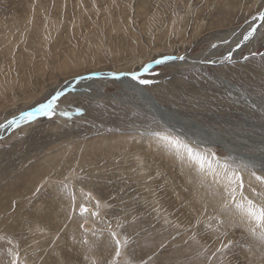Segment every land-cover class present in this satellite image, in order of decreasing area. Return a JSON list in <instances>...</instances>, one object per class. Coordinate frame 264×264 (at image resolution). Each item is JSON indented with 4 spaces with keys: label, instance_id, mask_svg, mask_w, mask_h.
Segmentation results:
<instances>
[{
    "label": "rangeland",
    "instance_id": "374dc122",
    "mask_svg": "<svg viewBox=\"0 0 264 264\" xmlns=\"http://www.w3.org/2000/svg\"><path fill=\"white\" fill-rule=\"evenodd\" d=\"M259 11L264 0H0V125L35 110L68 82H83L59 95L51 118L37 115L0 137V264H10V251L16 250L23 264H264V243L241 222L223 182L202 176L163 142L154 147L158 135L177 136L168 132L167 121L134 106L143 104L140 94L119 79L132 74L148 80L143 86L161 107L187 119H179L181 129L201 128L191 129L195 136L212 129L207 139H223V144L206 148L204 142L178 138L215 153L221 163H246L241 173L245 195L264 202L251 192L264 193V185L251 175L264 176V27L236 55V44L214 49L225 46L224 37L233 31L231 40L240 45ZM158 18L165 31L149 36L144 25L156 27ZM100 33L104 42L97 38ZM87 40L90 52L69 51L77 61L57 67L56 53L79 49ZM101 41L102 62L94 57ZM229 53L230 61L224 59ZM188 57L198 62L178 66ZM99 85L104 97L98 96ZM81 206L91 211L81 215ZM110 232L122 243L128 240L119 258Z\"/></svg>",
    "mask_w": 264,
    "mask_h": 264
},
{
    "label": "snow or ice",
    "instance_id": "6c2138e0",
    "mask_svg": "<svg viewBox=\"0 0 264 264\" xmlns=\"http://www.w3.org/2000/svg\"><path fill=\"white\" fill-rule=\"evenodd\" d=\"M255 22V23H252ZM264 27V11H259L257 14L251 17V22H249V28L243 36V41L247 42L251 38L255 36L258 28ZM216 45H213L215 47ZM240 45L238 44L237 47ZM255 55V53H253ZM168 59H174L169 57ZM179 59L183 60L184 57H179ZM225 60L230 61L232 59L231 53H229ZM247 59V57H245ZM164 61L158 60L156 63H163ZM215 63V61H212ZM133 79H139L141 84H148L149 81L145 79H140L139 77L133 75ZM59 93L53 98L49 99L46 103L39 105L33 111H26L19 115L18 118H13L7 121V123L0 125V128H8V127H19L21 124L31 123L34 121L37 115H43L51 118L55 114V104L57 99L59 98ZM62 115H66V113H62ZM158 142H163L164 146L177 154L182 162H187L191 166H195L199 173L202 176L211 175L214 178V182L220 183L223 182V187L225 190L226 196L229 198V203L234 204V207L241 219V222L246 223L249 226V231L257 236L261 243H264V202L256 203L253 199H249L248 196L245 195L244 192V180L242 178V171L248 169V165L246 163L241 162L237 166H233L228 161H224L221 163L220 158L215 155L213 152H204L199 150L198 148H194L187 141L181 140L178 137H172L170 135L159 136L157 137ZM251 175L258 181L261 185H264V176L257 175L254 171ZM222 177L221 180H216L215 178ZM65 187H67L65 185ZM251 192L254 196L261 198L264 200V193L257 192L255 188L251 189ZM71 194V193H70ZM72 195L73 202L75 201V195ZM91 197V194H87ZM228 205L226 204L225 207ZM100 207L99 201H96L97 210ZM88 212V208L85 206H81L80 213L81 215ZM94 215H98L99 212L93 213ZM223 223V221H221ZM257 229H260L259 233H257ZM110 235L115 244V257L119 258L121 255V249L124 245L128 243L127 238H124L123 243L118 238L117 233L110 232ZM11 243V241H9ZM86 243V241H85ZM229 244H223L219 251H223L225 248H228ZM18 249V246H16ZM12 255V261L10 264H23L21 260L19 251H10ZM113 264H118V260L113 261Z\"/></svg>",
    "mask_w": 264,
    "mask_h": 264
},
{
    "label": "bare ground",
    "instance_id": "6f19581e",
    "mask_svg": "<svg viewBox=\"0 0 264 264\" xmlns=\"http://www.w3.org/2000/svg\"><path fill=\"white\" fill-rule=\"evenodd\" d=\"M159 1V0H158ZM238 1V0H237ZM38 2V1H37ZM26 3V2H25ZM102 3V2H101ZM69 4V3H68ZM175 4V3H174ZM184 4V3H183ZM39 5V4H38ZM37 5V6H38ZM130 5H131V3H130ZM129 5V6H130ZM148 5V4H147ZM33 6V5H32ZM41 6H42V4H41ZM116 6V5H115ZM151 6H153V5H151ZM40 7V6H39ZM131 7V6H130ZM133 7V6H132ZM172 7V6H171ZM192 7V6H191ZM29 8V7H28ZM32 8V7H31ZM42 8H43V6H42ZM41 8V9H42ZM156 8V7H155ZM69 9V8H68ZM21 10V9H20ZM30 10V9H29ZM28 10V11H29ZM131 10V9H130ZM140 10V9H139ZM139 10H136V11H139ZM147 10H149V9H147ZM151 10V9H150ZM68 11V10H67ZM113 11V10H112ZM126 11V10H125ZM167 11V10H166ZM104 12V11H103ZM149 12V11H148ZM35 13H36V11H35ZM34 13V14H35ZM40 13V12H39ZM43 13H44V11H43ZM114 13V12H113ZM130 13V12H129ZM144 13V12H143ZM151 13V12H150ZM137 13H135V15H136ZM139 14V13H138ZM141 14H142V12H141ZM145 14V13H144ZM147 14V13H146ZM73 16V15H72ZM148 16V15H147ZM28 17H29V15H28ZM46 17V16H45ZM132 17V16H131ZM24 19V18H23ZM64 19H65V17H64ZM128 19V18H127ZM39 20V19H38ZM110 20V19H109ZM112 20H114L113 18H112ZM26 21V20H25ZM35 21V20H34ZM37 21V20H36ZM170 21L171 22H173V20L172 19H170ZM193 21V20H192ZM6 22V21H5ZM22 22V21H21ZM31 22V21H30ZM161 22V18H158V20H157V23H156V27L152 24V23H146L145 25H144V32H146L149 36L150 35H154L157 31H158V29H159V31H160V33L161 32H164L165 30L164 29H162L164 26H163V24H160L159 25V23ZM4 23V22H3ZM25 23V22H24ZM27 23V22H26ZM255 23V22H254ZM28 24V23H27ZM125 24V23H124ZM138 24V23H137ZM140 24V23H139ZM174 24V23H173ZM22 25V24H21ZM126 25V24H125ZM135 25H136V23H135ZM30 26V25H29ZM107 26H109V25H107ZM121 26H122V24H121ZM172 26V25H171ZM6 27V26H5ZM4 27V28H5ZM90 27V26H89ZM29 28V27H28ZM51 28V27H50ZM49 28V29H50ZM84 28V27H83ZM101 28V27H100ZM122 28V27H121ZM125 28V27H124ZM134 28V27H133ZM16 29V28H15ZM69 29H71V28H69ZM118 29H120V28H118ZM129 29L131 30V28L129 27ZM80 30V29H79ZM86 30V29H85ZM97 30V29H96ZM105 30V29H104ZM121 30H123V29H121ZM121 30H119V31H121ZM127 30V29H126ZM129 30V31H130ZM135 30V29H134ZM170 30V29H169ZM12 31V30H11ZM22 31V30H21ZM60 31V30H59ZM79 32V31H78ZM101 32V31H100ZM111 32H113V31H111ZM53 33V32H52ZM51 33V34H52ZM97 33V32H96ZM122 33H123V31H122ZM235 33H236V31H233V32H229V33H225L226 34V36L224 37V39H223V41L226 43V45L225 46H223V44H218L217 46H216V48H214V49H217L218 51L221 49V48H223V47H227V46H232V45H234V44H236V46L234 47V50H233V53L232 54H234V55H236V54H238L239 52H241V49L244 47V48H247V43H249V41L246 43V42H244V41H242V43H240V46H239V48L237 47V45L239 44V42H238V40H231V38H232V35H235ZM20 34V33H19ZM40 34V33H39ZM101 34V37L100 36H97L98 34H96V36H97V38H99V39H101L102 41H103V39H104V35L102 34V33H100ZM114 34V33H113ZM20 35H22V34H20ZM50 35V34H49ZM116 35V34H115ZM125 35V34H124ZM129 35H130V33H129ZM129 35H127V36H129ZM142 35V34H141ZM72 36V35H71ZM75 36V35H74ZM132 36H135V38L136 37H138V34H136V35H133L132 34ZM178 36V35H177ZM259 36H260V33L259 32H257L256 34H255V36L254 37H256V39L257 38H259ZM20 37V36H19ZM44 38H45V35L43 36ZM42 37V38H43ZM51 37H52V35H51ZM73 37V36H72ZM78 37V36H77ZM125 37V36H124ZM253 37V38H254ZM46 38H48V37H46ZM50 38V37H49ZM48 38V39H49ZM54 38V37H53ZM65 38V37H64ZM133 38V37H132ZM143 38V37H142ZM253 38H251L250 40V44L251 43H254L253 42ZM6 39V38H5ZM52 39V38H51ZM66 39V38H65ZM71 39V38H70ZM77 39H79V38H77ZM119 39V38H118ZM118 39L116 38V40L118 41ZM127 39H128V37H127ZM47 40V39H46ZM115 40V41H116ZM132 40V39H131ZM136 40V39H135ZM138 40V39H137ZM222 40V39H221ZM220 40V41H221ZM41 41V40H40ZM42 41L44 42L45 40L44 39H42ZM41 41V42H42ZM61 41H62V39H61ZM84 41V40H83ZM101 41V43H96V46H97V49H96V52H95V55H94V57L96 56V58L98 59V60H101V59H103V55H102V46H101V44L104 42H102ZM125 41V40H124ZM133 41V40H132ZM161 41V40H160ZM49 42H51V40L49 41ZM88 44H80L79 45V49H78V47L76 48H72V50H71V47H66V48H68L67 50H64V51H59L58 52V54L56 53H54L55 54V56L57 57H59L60 56V59H58V58H55V60H57L58 59V64H57V67H58V65H60V66H62V67H67V66H69L70 64H73V62L76 60L77 61V57H75L74 55H73V57H72V55H71V53L69 54V51L70 52H73V54H75V55H77V53H80L79 51L80 50H82V49H86L85 51H84V53L85 54H87L86 53V51H88V52H90V50H91V46H92V41H89V40H87L86 41ZM125 42H127V40L125 41ZM133 42H135V41H133ZM218 42V41H217ZM227 42H229V43H227ZM26 43V42H25ZM24 43V44H25ZM47 43V42H46ZM73 43H74V41H73ZM94 43V42H93ZM119 43H121V42H119ZM224 43V44H225ZM10 44V43H9ZM35 44V43H34ZM48 44V43H47ZM47 44H46V46H47ZM70 44H72V43H70ZM77 44V43H76ZM75 44V45H76ZM141 44H143V43H141ZM156 44V43H155ZM182 44V43H181ZM95 45V44H94ZM46 46H44V48H46ZM55 46V45H54ZM103 46H104V44H103ZM250 45H248V47H249ZM25 47V46H24ZM39 47V46H38ZM53 47V46H52ZM52 47H51V49H52ZM134 47V46H133ZM5 48V47H4ZM48 48V47H47ZM95 48V47H94ZM54 49V48H53ZM57 49V48H56ZM134 49V48H133ZM31 50V49H30ZM42 50V49H41ZM62 50V49H61ZM136 50V49H135ZM50 51V50H49ZM52 51V50H51ZM55 51H57V50H55ZM77 51V52H76ZM114 51H115V49H114ZM180 51V50H179ZM36 52V51H35ZM83 52V51H82ZM117 52H118V50H117ZM217 51H215L214 53H216ZM115 53V55H114V57L115 58H118V59H120L121 57H120V55L118 54V53H116V52H113V54ZM37 54V53H36ZM47 54H49V53H47ZM46 55V54H45ZM84 55V54H83ZM33 55H31V57H32ZM82 56V55H81ZM150 56V55H149ZM42 57V56H41ZM47 57V56H46ZM51 57V56H50ZM88 57V56H87ZM87 57H85V58H87ZM127 57V56H126ZM140 57V56H139ZM44 58V57H43ZM89 58H90V56H89ZM114 58V59H115ZM198 58H202V56L200 57H198ZM232 58H234V57H232ZM32 59V58H31ZM38 59V58H37ZM47 59V58H46ZM49 59V58H48ZM79 59H81V57L79 58ZM118 59H116V60H118ZM143 59V58H142ZM25 60V59H24ZM45 60V59H44ZM49 60H51V59H49ZM54 60V61H55ZM87 60V59H86ZM97 61V60H96ZM103 60H101V62H102ZM44 62V66H45V63H46V60L45 61H43ZM198 61H195V59L193 58V57H188V60H185V61H183L182 63H178V66H192V65H195V63H197ZM49 63H51V62H49ZM77 63V62H76ZM83 63H85V62H83ZM88 63H90V62H88ZM87 63V64H88ZM94 63H95V61H94ZM176 63V62H175ZM206 63V62H205ZM99 64V63H98ZM101 64V63H100ZM76 65V64H75ZM79 65V64H78ZM175 65V64H174ZM44 66L43 67H41L40 66V68H44ZM93 66H94V64H93ZM122 66V65H121ZM173 66V65H172ZM80 67V66H79ZM85 67V66H84ZM3 68V67H2ZM30 68V67H29ZM31 68H33V67H31ZM76 66H75V70H76ZM60 69V68H59ZM78 69V68H77ZM84 69V68H83ZM135 69V68H134ZM58 70V69H57ZM70 70V69H69ZM81 70V69H80ZM95 70V69H94ZM43 71V70H42ZM130 71V70H129ZM44 72V71H43ZM66 72V71H65ZM70 73V72H69ZM67 74V73H66ZM129 74V73H128ZM127 74V75H128ZM38 75V74H37ZM119 74L117 73V76H118ZM130 76H121V77H119V79L121 80V82H120V85L121 86H124V88H129V89H131V90H133V91H135V92H137L138 94H140L139 95V98L142 100V105H134V106H136L138 109H142V110H145V111H147V112H149V114H151L155 119H157V120H160V121H167L168 123L167 124H169L171 127V130L170 131H168L169 133H172V134H174V135H176L177 137H180V138H183V139H185V140H187L188 142H190V141H193V142H200V143H203V146L204 147H206V148H208V147H214L215 145H217V144H223V139H220V140H211V141H209V139H207V137H209V136H207L208 134L211 136V134L209 133V132H211V130L212 129H208V127H207V130H205L206 132H202V134L203 133H205V134H203V135H200V136H195L193 133H197V131H196V129H201V128H199L198 126V128H194V129H192V127L191 126H185L186 128L187 127H190V129L189 130H187V129H185V130H183V129H181L180 127L182 126L181 124L179 125L178 123H180L181 121L180 120H187V119H180V118H178L176 115H172V113H170V112H168L165 108H163V107H161V104L158 102V100L155 98V97H153L150 93H149V91H148V89H146V88H144V86H143V84H141L140 82H139V79H133L132 77V74H129ZM136 75H140L139 73H136ZM76 76V75H75ZM87 76V75H86ZM93 77H94V75H92ZM96 77H101V76H96ZM103 77V76H102ZM53 79V78H52ZM95 78H92V80H94ZM58 81H59V79H57ZM66 80H67V78H66ZM88 80V79H87ZM90 80H91V77H90ZM54 81V80H53ZM56 81V80H55ZM76 81V79H74V80H72V81H70V82H68V84L65 86V85H63V88H59L58 89V91H56L55 92V96L59 93L60 95L61 94H63V92L64 91H66V89L68 90V89H70L71 87V85H75V84H81V82L82 81H79V82H75ZM2 82V81H1ZM0 82V83H1ZM6 82H7V80H6ZM14 82V81H13ZM24 82V81H23ZM49 82V81H48ZM88 82V81H87ZM90 82V81H89ZM11 83V82H10ZM17 83V82H16ZM15 83V84H16ZM18 83H20V82H18ZM83 83V82H82ZM21 84V83H20ZM23 84H25V83H23ZM29 84V83H28ZM55 84H56V82H55ZM58 84V83H57ZM62 84V83H61ZM51 85V84H50ZM12 86V85H11ZM65 86V87H64ZM100 86V85H99ZM18 87V86H17ZM28 87V86H27ZM29 87H30V85H29ZM1 88V87H0ZM17 89V88H16ZM24 89V88H23ZM28 89V88H27ZM84 89V88H83ZM8 90H10L9 88H8ZM103 90H104V87L102 88L101 86L97 89V92H99L98 93V96H105L104 95V92H103ZM22 91V90H21ZM44 91V90H43ZM105 91V90H104ZM52 92V91H51ZM54 92V91H53ZM52 92V93H53ZM2 94V93H1ZM5 94V93H4ZM72 94V93H71ZM3 95V94H2ZM10 95V94H9ZM14 96V95H13ZM6 97V96H5ZM12 97V96H11ZM44 97V96H43ZM117 97V95H115V98ZM50 98V97H49ZM53 98V97H52ZM13 99V98H12ZM2 102V101H1ZM132 104H133V102H131ZM2 104V103H1ZM56 105V104H55ZM136 109V108H135ZM19 117V116H18ZM17 117V118H18ZM15 118V117H14ZM13 119V118H12ZM180 119V120H179ZM189 121H192L193 122V120H189ZM5 123H7V120H6V122L4 121L2 124H5ZM166 125V124H165ZM193 125V124H192ZM14 127H8V128H6V129H4V128H1L0 129V137L3 135V134H7L8 132H10L12 129H13ZM195 131V132H193V133H191L190 131ZM169 130V129H168ZM203 130V129H202ZM50 131V130H49ZM207 134V135H206ZM164 135V134H163ZM195 136V137H194ZM203 136H205V137H203ZM139 138H140V136H139ZM84 139V138H83ZM214 139V138H213ZM217 139V138H216ZM227 141V140H226ZM229 142V141H228ZM159 144H162V143H160V142H158V146L157 145H155L154 147H159L160 145ZM198 144V143H197ZM227 144V143H226ZM212 145H214V146H212ZM83 146V145H82ZM162 146V145H161ZM145 148L146 147H148V146H144ZM233 148V147H232ZM67 149V148H66ZM156 151H158V150H162V149H160V148H156L155 149ZM164 150H165V148H164ZM164 150H162L163 152H165ZM233 150V149H232ZM146 150H144V152H145ZM155 151V152H156ZM167 151V153L169 152L168 151V149L166 150ZM171 151V150H170ZM235 151V150H234ZM68 152V151H67ZM149 152H150V150L149 151H147V153H148V155L147 156H150L149 155ZM228 152V151H227ZM166 153V152H165ZM156 154V153H155ZM175 154V153H174ZM234 154V153H233ZM47 155V154H46ZM63 155V154H62ZM105 155V154H104ZM167 156H168V159H172V157L170 158L169 157V154H166ZM45 156V155H44ZM51 156V155H50ZM151 156H152V154H151ZM175 156H176V154H175ZM238 156V155H237ZM46 157V156H45ZM44 157V158H45ZM63 157V156H62ZM61 157V158H62ZM65 157V156H64ZM85 157V156H84ZM84 157H83V159H84ZM140 157V156H139ZM155 157V156H154ZM161 157V156H160ZM82 158V157H81ZM179 158V157H178ZM264 158V157H263ZM39 159V158H38ZM43 159V158H42ZM46 159V158H45ZM49 159V158H48ZM112 159V158H111ZM139 159V158H138ZM237 159V158H236ZM52 160V159H51ZM50 160V161H51ZM139 160H141V159H139ZM146 160V159H145ZM175 160H177V159H174V161ZM243 160V159H242ZM39 161V160H38ZM62 161H64V160H62ZM82 161V160H81ZM87 161V160H86ZM102 161V160H101ZM116 161V160H115ZM114 161V162H115ZM144 161V160H143ZM163 161V160H162ZM255 161V160H254ZM35 162H37V161H35ZM54 162V161H53ZM83 162H84V160H83ZM237 162V161H236ZM33 163V162H32ZM86 163V162H85ZM181 163V162H180ZM250 163V162H249ZM173 164V163H172ZM257 164V163H256ZM34 165V164H33ZM33 165H32V168H33ZM48 165V164H47ZM58 165V164H57ZM138 165V164H137ZM144 165V164H143ZM36 166H37V164H36ZM64 166V165H63ZM81 166V165H80ZM99 166V165H98ZM146 166H147V162H146ZM150 166H152V165H149V167ZM158 166V165H157ZM262 166V165H261ZM260 166V167H261ZM47 167V166H46ZM52 167V166H51ZM55 167V166H54ZM102 167V166H101ZM141 167V166H140ZM263 167V166H262ZM53 168V167H52ZM58 169L60 168V167H57ZM99 168V167H98ZM105 168V167H104ZM143 168V167H142ZM185 170H187L188 168H186V166L185 167H183ZM31 169V168H30ZM38 169V168H37ZM62 169V168H61ZM69 169V168H68ZM67 169V170H68ZM74 169V168H73ZM91 169V168H90ZM150 169V168H149ZM153 169V168H152ZM33 170H34V168H33ZM103 170V169H102ZM147 170V169H146ZM50 171H52V170H50ZM58 171V170H57ZM60 171V170H59ZM58 171V172H59ZM86 171V170H85ZM93 171V170H92ZM101 171V170H100ZM131 171H133V170H131ZM32 172V171H31ZM30 172V173H31ZM137 172V171H136ZM156 172V171H155ZM261 172V171H260ZM40 173H41V171H40ZM55 173H56V171H55ZM94 173V172H93ZM114 173V172H113ZM46 174V173H45ZM72 174V173H71ZM92 174V173H91ZM97 174V173H96ZM99 174V173H98ZM101 174H104V172H102ZM121 174V173H120ZM124 174V173H123ZM130 174H132V173H130ZM139 173H137L136 175H138ZM48 175H49V173H48ZM90 175V174H89ZM104 175H106V173L104 174ZM122 175V174H121ZM120 175V176H121ZM143 175H145V174H143ZM147 175V174H146ZM33 176V175H32ZM91 176V175H90ZM106 176H108V175H106ZM105 176V177H106ZM133 176V175H132ZM135 176V175H134ZM139 176V175H138ZM150 176V175H149ZM156 176V175H155ZM22 177H23V175H22ZM103 177V176H102ZM104 177V178H105ZM147 177V176H146ZM65 178V177H64ZM82 178V177H81ZM97 178V177H96ZM103 178V179H104ZM135 178H137V177H135ZM140 178H141V176H140ZM147 178H149V177H147ZM195 178V177H194ZM127 179V178H126ZM139 179V178H138ZM143 179V178H142ZM150 180V179H149ZM113 181H114V178H113ZM113 181H111V183L113 182ZM123 181H126V180H123ZM169 181V180H168ZM103 182V181H102ZM118 182V181H117ZM138 182V181H137ZM194 182V181H193ZM109 183V182H108ZM128 183V182H127ZM132 183H134V182H132ZM192 183V182H191ZM140 184V183H139ZM165 184V183H164ZM116 185H117V183H116ZM222 185V184H221ZM49 186V185H48ZM88 186V185H87ZM134 186V185H133ZM189 186V185H188ZM215 186V185H214ZM126 187V186H125ZM136 187V186H135ZM177 187V186H176ZM195 187V186H194ZM193 187V188H194ZM200 187V186H199ZM72 188V187H71ZM87 188V187H86ZM124 188V187H123ZM127 188V187H126ZM192 188V189H193ZM45 189V188H44ZM42 190H43V187H42ZM105 190V189H104ZM103 190V191H104ZM120 190V189H119ZM129 190V189H128ZM136 190V189H135ZM194 190V189H193ZM33 191V190H32ZM57 191V190H56ZM112 191V190H111ZM125 191V190H124ZM123 191V192H124ZM41 192V191H40ZM126 192V191H125ZM124 192V193H125ZM33 193V192H32ZM106 193V192H105ZM111 193H113V192H111ZM122 193V192H121ZM143 193V192H142ZM213 193V192H212ZM218 193V192H217ZM34 194V193H33ZM108 194V193H107ZM118 194V193H117ZM120 194V193H119ZM94 195H95V192H94ZM104 195H106V194H104ZM112 195V194H111ZM121 195V194H120ZM188 195V194H187ZM208 195H210V194H208ZM212 195V194H211ZM215 195H216V192H215ZM113 196H114V194H113ZM112 196V197H113ZM117 196V195H116ZM122 196V195H121ZM155 196V195H154ZM97 197V196H96ZM107 197H109V195H107L106 196V199L108 200V198ZM138 197V196H137ZM212 197V196H211ZM81 198V197H80ZM98 198H99V196H98ZM110 198V197H109ZM114 198V197H113ZM117 198H119L118 196H117ZM131 198V197H130ZM134 198V197H133ZM152 198V197H151ZM159 198V197H158ZM220 198V197H219ZM105 199V198H104ZM115 199V198H114ZM132 199V198H131ZM135 199V198H134ZM155 199V198H154ZM195 199V198H194ZM193 199V200H194ZM198 199V198H197ZM29 200V199H28ZM73 200V199H72ZM111 200V199H110ZM113 200V199H112ZM118 200V199H117ZM158 200V199H157ZM186 200H188V199H186ZM202 200V199H201ZM205 200V199H204ZM207 200V199H206ZM208 200H210V199H208ZM115 201V200H114ZM195 201V200H194ZM193 201V202H194ZM213 201V200H212ZM211 201V202H212ZM105 202H106V200H105ZM111 202V201H110ZM197 202H198V200H197ZM199 202H200V200H199ZM204 202V201H203ZM156 203V202H155ZM202 203V202H201ZM205 203V202H204ZM213 203V202H212ZM215 203H217V202H215ZM108 204V203H107ZM139 204V203H138ZM198 204V203H197ZM113 205H114V203H113ZM117 205V204H116ZM197 206V205H196ZM205 206V205H204ZM217 206V205H216ZM163 207V206H162ZM184 207V206H183ZM198 207V206H197ZM88 208V207H87ZM191 208V207H190ZM193 208V207H192ZM112 209V208H111ZM110 209V210H111ZM139 209V208H138ZM142 209V208H141ZM163 210V209H162ZM88 211H91V209H89L88 208ZM166 211V210H165ZM182 211V210H181ZM161 212V211H160ZM175 212V211H174ZM10 213V212H9ZM159 213V212H158ZM162 213V212H161ZM173 213V212H172ZM153 214V213H152ZM189 214V213H188ZM54 215V214H53ZM165 215V214H164ZM115 216V215H114ZM162 216V215H161ZM92 217V216H91ZM103 217V216H102ZM118 218V217H117ZM173 218V217H172ZM57 219V218H56ZM68 220V219H67ZM63 221H65V220H63ZM191 221V220H190ZM67 223V222H66ZM166 223V222H165ZM200 226V225H199ZM196 228V227H195ZM112 229V228H111ZM43 230V229H42ZM100 230V229H99ZM104 230V229H103ZM39 232V231H38ZM205 233V232H204ZM36 234H37V231H36ZM92 234V233H91ZM90 234V235H91ZM108 238V237H107ZM225 238V237H224ZM106 244H107V242H106ZM104 245V244H103ZM183 246V245H182ZM10 247V246H9ZM42 247V246H41ZM132 249V248H131ZM128 251V250H127ZM105 252V251H104ZM137 254V253H136ZM91 255V254H90ZM95 255V254H94ZM157 255V254H156ZM59 257V256H58ZM92 258V257H91ZM134 258V257H133ZM91 264V263H90ZM96 264V263H95Z\"/></svg>",
    "mask_w": 264,
    "mask_h": 264
}]
</instances>
